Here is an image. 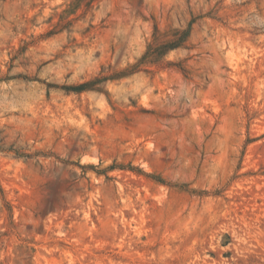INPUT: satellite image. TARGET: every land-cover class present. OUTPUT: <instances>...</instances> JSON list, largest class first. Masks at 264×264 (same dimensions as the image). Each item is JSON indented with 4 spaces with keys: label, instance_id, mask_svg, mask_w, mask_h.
Here are the masks:
<instances>
[{
    "label": "rangeland",
    "instance_id": "obj_1",
    "mask_svg": "<svg viewBox=\"0 0 264 264\" xmlns=\"http://www.w3.org/2000/svg\"><path fill=\"white\" fill-rule=\"evenodd\" d=\"M0 264H264V0H0Z\"/></svg>",
    "mask_w": 264,
    "mask_h": 264
}]
</instances>
